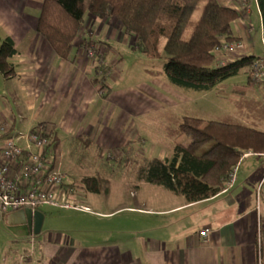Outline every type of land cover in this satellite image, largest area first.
<instances>
[{
    "label": "crops",
    "instance_id": "crops-1",
    "mask_svg": "<svg viewBox=\"0 0 264 264\" xmlns=\"http://www.w3.org/2000/svg\"><path fill=\"white\" fill-rule=\"evenodd\" d=\"M218 1L240 14L233 26L240 45L228 56L226 63L253 55L248 45L252 31L247 14L249 0ZM43 2L0 0V44L4 38L11 37L17 50L11 59L16 66V75L5 78L0 74V124H9L14 132L17 116L24 112L30 115L31 129L39 123L52 124L60 140L57 156L62 170L65 162L76 164L80 155L90 156L96 152L95 158L101 160L108 148L136 145L139 138L147 141L133 119L149 111L137 104H131V109H128V97L121 96L119 92L111 93L117 72L114 65L118 64V60L112 53L114 47L109 41H123L128 34L116 36L122 27L116 19L88 17L82 38L84 36L88 41H98L95 44L97 57L90 56L87 47L80 46L73 50L68 59L60 58L37 30ZM256 6L262 22L258 4ZM102 36L105 40L99 43ZM131 40L136 41L135 38ZM243 74L245 86L236 85L226 91L224 89L228 86L222 83L215 89L217 93L221 89L220 94L230 99L233 106L231 112L215 118L238 114L242 92L248 95L250 85L248 75ZM96 76H104V82L96 83ZM102 83L105 86L103 89ZM162 84L163 87H169L164 82ZM258 89L259 96L254 99H264L263 90L260 87ZM161 92L164 93L163 90ZM168 101L175 117H199L195 113L191 114L187 107L194 101L190 96L181 93L180 98L170 97ZM156 107L159 108V104ZM203 113L208 111L204 110L200 114ZM168 141L167 144L172 142ZM156 144L155 147H158L159 144ZM82 145L87 149L80 151ZM163 150L161 148L159 151L161 156ZM161 156L158 157L163 158ZM251 158L257 160L246 162ZM241 165L233 186L211 199L196 203H188L185 199L164 208L152 205L118 209L151 219L145 220V225L137 229L139 235L132 239L84 243L61 233L26 237L23 236L24 232L16 231L17 241L7 255L1 256L0 264H264V153H245ZM71 176L80 190L85 178H98L101 174L96 172L88 176L77 171ZM88 193L78 200L87 202ZM80 206L90 209L88 205ZM11 213L2 215L10 227L13 225ZM113 213L100 214L106 218V215ZM154 217L163 220H153ZM205 228L209 230L208 234L202 236L200 232ZM32 236L36 242L33 253L29 241ZM4 257L6 263H2Z\"/></svg>",
    "mask_w": 264,
    "mask_h": 264
},
{
    "label": "trees",
    "instance_id": "trees-1",
    "mask_svg": "<svg viewBox=\"0 0 264 264\" xmlns=\"http://www.w3.org/2000/svg\"><path fill=\"white\" fill-rule=\"evenodd\" d=\"M256 1L264 41V0ZM197 10L200 15L194 19ZM239 15L218 0H44L37 30L60 58L68 59L80 46L92 49L97 57L98 41L83 39L80 33L88 17L116 19L136 37L134 49L150 59L165 58L162 70H148L151 76L164 77L170 85L186 92L204 93L241 72L251 83L249 73L259 57L247 55L220 65L214 54L223 39L239 41L233 31ZM16 54L13 39L4 38L0 44L3 77L16 75V66L11 62ZM104 80V76H96L94 81ZM102 84L101 89L105 87ZM165 130L172 141L168 155L132 154L130 145L120 148L126 154L124 164L132 167L138 180L182 195L188 203L208 200L226 189L245 153H264V99L256 100L242 92L237 115L209 120L193 115L171 116ZM50 138L58 159L60 140L55 127ZM101 179L87 177L82 185L87 192H99L100 183H107Z\"/></svg>",
    "mask_w": 264,
    "mask_h": 264
},
{
    "label": "rangeland",
    "instance_id": "rangeland-1",
    "mask_svg": "<svg viewBox=\"0 0 264 264\" xmlns=\"http://www.w3.org/2000/svg\"><path fill=\"white\" fill-rule=\"evenodd\" d=\"M256 5V0H249V4L247 5L249 10L247 13L248 20L252 26L248 45L251 47L254 56L262 58L264 57L263 27ZM199 15L200 10H197L193 18L197 19ZM85 29L84 27V30L81 31V37L83 32H86ZM124 33L127 32L121 27L116 33V36H122ZM127 34L128 37L123 41H109L114 47L112 53L118 60V64L114 65L117 72L114 75L116 81L112 83V85L114 84V89L111 93L114 94L115 92H119L121 96L128 97L130 102L126 105L128 109H131V104H137L142 107L144 106V108L149 111L143 116L140 115L133 119L135 123L138 124L144 139L147 141H144L143 138H139V144L136 143V145L133 144L130 146L131 150H129V153L133 154L137 152L144 156H161L159 151L161 148H164V153L161 157L169 154V147L167 144L169 143V139L166 135L167 131L163 130V125H166L169 116H174L169 108L171 103H169L168 98L170 97L180 98L181 93L190 96L194 99V101L187 106L188 109L191 110L190 113H195L194 115L197 114L199 117H203L207 120L218 116L220 117V115L233 110L232 101L220 94V92H222L221 89L218 93L215 89L204 93L186 92L170 85L164 77L155 79L149 74L148 70H162L165 64V58L150 59L146 55L140 53L134 49L136 41L132 42L131 40V38L136 39V37L130 33ZM83 39H85L84 36ZM102 40H105L103 36L99 38V43ZM107 72L106 74L109 75V72ZM244 76L245 74L241 72L238 76L223 82L224 85L228 86L224 90L229 91L231 87L236 85L240 87L245 86L246 79ZM162 82L169 87H163ZM162 90L164 93L161 92ZM136 95L141 97L137 98ZM141 98L144 102H142ZM156 104H159V108L156 107ZM204 110H207L208 113L200 114L204 112ZM29 116L27 112L22 113L21 116H17L16 129L11 134L12 137L16 138L28 133L31 129ZM36 126L37 125L34 127ZM154 137H157V139ZM154 142L158 143L159 146L155 147L157 144ZM160 143H162V146H160ZM120 148H108L103 153L104 158L101 160L95 158V152L90 156L89 154L83 157L80 155V157H78V162L74 165L65 162L63 170L69 174L68 177L71 179V182L74 180L71 174H75L78 171L79 174L88 176L95 175V173L98 172V174H101L99 178H104L107 180V183H100L102 189L99 192L89 191L87 194V202L82 203L78 199L73 202L78 206L83 204L88 205L90 211L87 213L83 210L76 209L66 210L50 206L41 207V210L45 213V221L42 232L37 235V237H42L48 233H61L63 236L76 238L84 243H100L109 240L119 242L122 241V239H132L139 235L137 229H139L141 225H145V220L151 219L150 217L127 212L126 210L117 211L118 209L137 206L150 207L152 205L164 208L185 200L182 195L174 194L158 185L138 180L136 172L133 171L132 167L124 164L126 154H124ZM85 149H87L86 146L82 145L80 151H84ZM249 160L252 161L257 159H247L246 162H250ZM245 164L241 165L240 163L242 168H244ZM240 165L237 168L238 170L241 167ZM237 174L238 171H236V176ZM77 189L76 186V190ZM86 192L85 187H83L77 190V196L82 197ZM227 196H229V194ZM111 212L114 213L106 215V218L104 214H100ZM154 218L153 220L157 221L163 220L162 218ZM16 241V234L11 230L6 219L0 215V258L2 255L8 254L10 247L14 245Z\"/></svg>",
    "mask_w": 264,
    "mask_h": 264
},
{
    "label": "built area",
    "instance_id": "built-area-1",
    "mask_svg": "<svg viewBox=\"0 0 264 264\" xmlns=\"http://www.w3.org/2000/svg\"><path fill=\"white\" fill-rule=\"evenodd\" d=\"M239 45V42L230 43L223 39L221 45L214 50L217 63L225 65L226 58ZM88 54L95 56L92 49H89ZM249 76L251 83L247 93L257 98L259 87L264 92V57L254 61ZM12 129L7 123L0 124V215L25 208L37 210L43 206L89 212V208L73 203L79 198L78 189L62 170L55 156L50 138L54 129L52 124L37 125L16 138L11 136ZM236 171L237 168L231 174L226 189L233 186ZM208 231L205 228L200 234L207 236ZM29 241L33 253L36 243L34 236ZM2 263H6V258L2 259Z\"/></svg>",
    "mask_w": 264,
    "mask_h": 264
},
{
    "label": "water",
    "instance_id": "water-1",
    "mask_svg": "<svg viewBox=\"0 0 264 264\" xmlns=\"http://www.w3.org/2000/svg\"><path fill=\"white\" fill-rule=\"evenodd\" d=\"M13 232L23 230V236L39 235L42 232L45 214L40 210L25 208L10 214Z\"/></svg>",
    "mask_w": 264,
    "mask_h": 264
},
{
    "label": "flooded vegetation",
    "instance_id": "flooded-vegetation-1",
    "mask_svg": "<svg viewBox=\"0 0 264 264\" xmlns=\"http://www.w3.org/2000/svg\"><path fill=\"white\" fill-rule=\"evenodd\" d=\"M21 232H23V230H20Z\"/></svg>",
    "mask_w": 264,
    "mask_h": 264
}]
</instances>
